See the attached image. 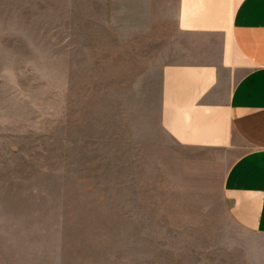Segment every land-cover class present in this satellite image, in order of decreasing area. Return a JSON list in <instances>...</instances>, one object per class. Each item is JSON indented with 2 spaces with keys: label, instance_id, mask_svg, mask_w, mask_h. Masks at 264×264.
Here are the masks:
<instances>
[{
  "label": "rangeland",
  "instance_id": "obj_1",
  "mask_svg": "<svg viewBox=\"0 0 264 264\" xmlns=\"http://www.w3.org/2000/svg\"><path fill=\"white\" fill-rule=\"evenodd\" d=\"M172 1L0 0V264L244 258L221 157L157 123Z\"/></svg>",
  "mask_w": 264,
  "mask_h": 264
},
{
  "label": "crops",
  "instance_id": "obj_2",
  "mask_svg": "<svg viewBox=\"0 0 264 264\" xmlns=\"http://www.w3.org/2000/svg\"><path fill=\"white\" fill-rule=\"evenodd\" d=\"M169 27L159 128L173 145L221 157L238 264H264V0H173Z\"/></svg>",
  "mask_w": 264,
  "mask_h": 264
}]
</instances>
